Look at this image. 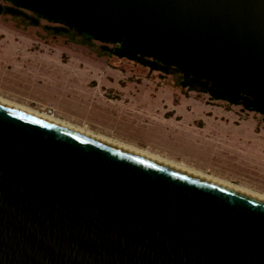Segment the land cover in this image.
Instances as JSON below:
<instances>
[{
	"label": "water",
	"instance_id": "obj_1",
	"mask_svg": "<svg viewBox=\"0 0 264 264\" xmlns=\"http://www.w3.org/2000/svg\"><path fill=\"white\" fill-rule=\"evenodd\" d=\"M264 100V0H9ZM0 264H264V201L0 103Z\"/></svg>",
	"mask_w": 264,
	"mask_h": 264
},
{
	"label": "rangeland",
	"instance_id": "obj_2",
	"mask_svg": "<svg viewBox=\"0 0 264 264\" xmlns=\"http://www.w3.org/2000/svg\"><path fill=\"white\" fill-rule=\"evenodd\" d=\"M0 5V93L264 193V114L213 100L176 67L151 72L114 56V43L8 0ZM225 108L232 114L221 118L216 111ZM175 112L182 121L165 119Z\"/></svg>",
	"mask_w": 264,
	"mask_h": 264
},
{
	"label": "bare ground",
	"instance_id": "obj_3",
	"mask_svg": "<svg viewBox=\"0 0 264 264\" xmlns=\"http://www.w3.org/2000/svg\"><path fill=\"white\" fill-rule=\"evenodd\" d=\"M0 103L6 104L8 106L19 109V110L24 111L26 113H29V114H32L34 116L40 117L42 119L48 120L50 122L59 124L61 126L69 128V129L78 131L80 133L89 135V136L97 138L99 140L108 142L110 144L116 145L118 147L129 150V151L134 152L136 154L142 155V156L147 157L149 159L155 160V161L160 162L162 164H165V165H168L170 167L181 170L183 172L189 173V174L197 176L199 178L208 180L210 182L216 183L218 185L224 186L226 188L232 189L234 191H237V192L243 193L245 195L251 196L253 198L259 199L261 201H264V193L255 191L254 189H252L248 186L233 183L232 181L222 179L221 177L213 175V174H209V173H207L201 169H197L195 167H191V166H188L186 164H183L182 162L180 163V162H177L173 159L163 157V156L159 155L158 153H154L150 150H146V149H143L141 147L139 148L133 144L121 141L119 139H116V138H113L110 136L98 134V133H96L90 129H84L81 126H78L76 124H73L72 122L64 120L60 116V114H58V113H53V114L48 113L43 109L30 106L26 103L18 102V101L13 100V99H9V98L5 97L4 95H1V94H0Z\"/></svg>",
	"mask_w": 264,
	"mask_h": 264
},
{
	"label": "trees",
	"instance_id": "obj_4",
	"mask_svg": "<svg viewBox=\"0 0 264 264\" xmlns=\"http://www.w3.org/2000/svg\"><path fill=\"white\" fill-rule=\"evenodd\" d=\"M13 4L17 7H22L20 5L15 4V3H13ZM4 13H5V8L0 5V15H2ZM39 16L43 17L41 15H39ZM50 21H53V20H50ZM54 22H60V21H54ZM60 23H62V22H60ZM68 26L75 28L71 25H68ZM114 45H117L115 48H113L111 50V52L114 56H116L120 59H127L130 61H136L137 63L141 64L142 66L148 68L149 71H151V72L159 71L161 73H167L171 67L175 66V65L170 64L168 62H162V61L154 59L150 56L142 54L141 52L137 51L136 49H134L130 46L124 45L122 43H120V44L114 43ZM178 71H180V70L178 69ZM184 74L187 78H191V82L202 81V85H204V87L207 88V90H204V91L209 93L210 97L213 100L227 101L228 103H231L232 105H239V106L244 107L247 110L255 111V112L264 114V100H262L261 98L256 97V96H252L250 94L240 92V91H229V90L225 89L224 87H222V86H220L214 82H210V80L203 79L200 77H195V76H192V75L187 74V73H184ZM181 85L186 86L187 82L183 81V82H181Z\"/></svg>",
	"mask_w": 264,
	"mask_h": 264
},
{
	"label": "crops",
	"instance_id": "obj_5",
	"mask_svg": "<svg viewBox=\"0 0 264 264\" xmlns=\"http://www.w3.org/2000/svg\"><path fill=\"white\" fill-rule=\"evenodd\" d=\"M131 84V83H130ZM127 88H129V84H128V86H127ZM1 95H4V94H2V93H0ZM5 97H7V98H10L9 96H7V95H4ZM11 99H14V98H11ZM14 100H17V99H14ZM18 101V100H17ZM215 101H220V100H215ZM21 102V101H20ZM237 106H239V105H237ZM176 105H174V104H172V105H169V107H168V110H176L177 111V109H176ZM209 107L210 108H212L213 106L212 105H209ZM56 110V109H55ZM211 110V109H210ZM246 111H248L247 109H246ZM217 113H219L220 115H222V117L221 116H219V117H221V118H223V116H225V117H229V116H231V114H232V112H231V110H229L228 108H225V109H223V110H221L220 109V111H216ZM216 113V114H217ZM179 117H181L180 119H179ZM173 118H176V121H182V118H183V116H180V113H177V112H175L174 114H170V116L168 117V118H165V119H167V120H170V119H173ZM234 118V117H233ZM205 121H206V123H208L209 122V120H206V119H204ZM217 120V119H216ZM221 120H223V119H221ZM224 121V120H223ZM244 123V122H243ZM244 125V124H243Z\"/></svg>",
	"mask_w": 264,
	"mask_h": 264
},
{
	"label": "flooded vegetation",
	"instance_id": "obj_6",
	"mask_svg": "<svg viewBox=\"0 0 264 264\" xmlns=\"http://www.w3.org/2000/svg\"><path fill=\"white\" fill-rule=\"evenodd\" d=\"M173 67H176V66H173ZM176 69H177V67H176ZM177 71H178V69H177ZM179 72H181V71H179ZM181 73H183L184 74V72H181ZM185 75V74H184ZM204 79V78H203Z\"/></svg>",
	"mask_w": 264,
	"mask_h": 264
},
{
	"label": "built area",
	"instance_id": "obj_7",
	"mask_svg": "<svg viewBox=\"0 0 264 264\" xmlns=\"http://www.w3.org/2000/svg\"><path fill=\"white\" fill-rule=\"evenodd\" d=\"M118 44H120V43H118ZM51 112V111H50Z\"/></svg>",
	"mask_w": 264,
	"mask_h": 264
}]
</instances>
